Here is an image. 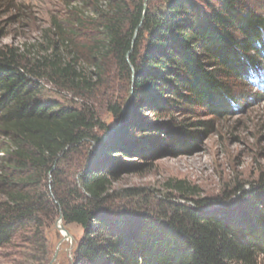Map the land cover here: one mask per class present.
<instances>
[{
    "label": "trees",
    "instance_id": "trees-1",
    "mask_svg": "<svg viewBox=\"0 0 264 264\" xmlns=\"http://www.w3.org/2000/svg\"><path fill=\"white\" fill-rule=\"evenodd\" d=\"M80 1L90 15L58 25L49 55L0 49V249L20 233L45 241L63 216L84 231L73 264H264V176L249 191L181 196L158 212L110 193L120 171L137 170L112 155H141L142 113L196 104L229 113L234 81L262 82L264 15L252 0ZM110 65L129 84V100L110 107L126 124L84 165L87 145L102 140L94 130L108 129L87 102L112 82ZM45 84L83 103L44 101Z\"/></svg>",
    "mask_w": 264,
    "mask_h": 264
},
{
    "label": "rangeland",
    "instance_id": "rangeland-1",
    "mask_svg": "<svg viewBox=\"0 0 264 264\" xmlns=\"http://www.w3.org/2000/svg\"><path fill=\"white\" fill-rule=\"evenodd\" d=\"M252 1L264 15V0ZM83 3L80 0H0V49L16 48L29 59L49 55L57 43L58 25L65 26V22L73 23V19L90 15ZM258 61L264 65V60ZM89 71L97 73L94 68ZM107 71L112 82L87 103L103 125L116 127L109 140L115 139L126 124L125 118L119 125V118L110 107L116 100L121 103L129 100V84L126 75L116 67L110 65ZM232 85L234 105L229 113L215 115L199 104L187 106L185 110L161 105L155 111L142 113L146 129L133 135L134 148L141 155L120 154L119 158L112 155V159L121 160L116 162L137 169L135 172L122 170L113 180L110 193L116 203L140 212H158L166 210L170 202L184 203L181 196L191 201H218L238 187L245 191L252 189L264 176V88L252 74ZM45 88L44 101L62 107H80L83 103L84 99H75L52 85L45 84ZM93 133L104 136L99 128ZM97 152L98 147L89 143L82 163L93 162ZM3 158L0 154V164ZM73 159V163H79L77 156ZM59 218L46 230L45 241L26 233L18 234L0 249V264H73L84 231L78 225L63 223L72 237L64 240L56 227ZM44 244H47L45 253Z\"/></svg>",
    "mask_w": 264,
    "mask_h": 264
},
{
    "label": "water",
    "instance_id": "water-1",
    "mask_svg": "<svg viewBox=\"0 0 264 264\" xmlns=\"http://www.w3.org/2000/svg\"><path fill=\"white\" fill-rule=\"evenodd\" d=\"M145 10H146V6H145ZM128 105H129V103L125 104L124 108H126ZM123 119H124V113H122L120 118H119V125L120 126H121V124L123 122ZM107 128L108 129L103 133L104 136L101 137L102 140L98 141V142H95L94 146H100L101 144H103L105 141H107L108 136H110L113 132L116 131V127H109L108 126ZM217 207H220V206L210 207V208H207V209H213V208H217ZM61 223H64L63 216H60L59 220L56 223V227L58 228L59 231L65 233L64 240H68L69 238H72L70 233L65 229L64 225L59 226V224H61Z\"/></svg>",
    "mask_w": 264,
    "mask_h": 264
},
{
    "label": "bare ground",
    "instance_id": "bare-ground-1",
    "mask_svg": "<svg viewBox=\"0 0 264 264\" xmlns=\"http://www.w3.org/2000/svg\"><path fill=\"white\" fill-rule=\"evenodd\" d=\"M62 225H64V224L63 223L59 224V226H62ZM61 234L65 237V233L61 232ZM69 239H72V238H69Z\"/></svg>",
    "mask_w": 264,
    "mask_h": 264
}]
</instances>
